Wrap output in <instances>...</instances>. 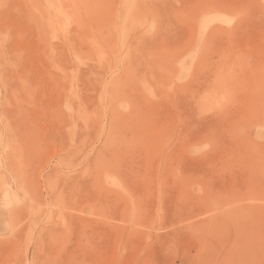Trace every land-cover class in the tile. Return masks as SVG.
Segmentation results:
<instances>
[{
	"label": "rangeland",
	"instance_id": "obj_1",
	"mask_svg": "<svg viewBox=\"0 0 264 264\" xmlns=\"http://www.w3.org/2000/svg\"><path fill=\"white\" fill-rule=\"evenodd\" d=\"M0 264H264V0H0Z\"/></svg>",
	"mask_w": 264,
	"mask_h": 264
}]
</instances>
